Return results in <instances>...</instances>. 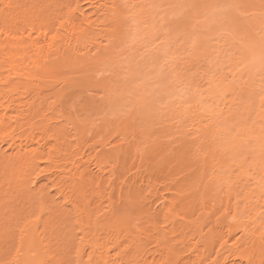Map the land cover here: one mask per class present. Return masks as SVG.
<instances>
[{"label":"rangeland","instance_id":"1","mask_svg":"<svg viewBox=\"0 0 264 264\" xmlns=\"http://www.w3.org/2000/svg\"><path fill=\"white\" fill-rule=\"evenodd\" d=\"M65 1L23 0L13 18H20V21L40 19L57 12ZM73 1L79 2L83 10L88 9L89 0ZM144 1L148 0L142 1L144 5L137 7L132 18V4L122 6L125 11L122 24L129 30L127 41L110 55L108 60L111 62L108 61L104 70L90 73L98 76L88 75L92 86L81 85L80 79L85 74L69 69L45 77H28L23 83L32 89L27 94L15 96L22 109L29 111L20 121L25 124V131L15 134L18 143L32 147L26 139L33 138L34 145L40 139L48 140V148L57 147L62 152L60 156L67 155L66 161L61 157L64 162L56 160L62 166L61 172L71 169L74 174L87 168L90 174L99 176L103 181L101 187L89 185L83 193L86 200L83 206L88 202L90 210L85 216L93 218L99 211L102 214L110 203H114V209L122 219L113 220L105 229L94 227L99 220H63L58 214L50 216L47 211L42 220H33L37 213H31L30 220H0V234L15 230L9 241H0V248L6 247L0 257L1 263H11L12 249L17 244L16 226L29 222L40 234L47 256L42 264H48L51 255H57L56 259H59L63 250L68 252L65 264H74L73 246L81 241L86 254L92 250L96 252L95 264H104L101 261L106 256L110 260L107 264L171 263L176 256L188 255L187 252L192 253L188 256L190 261L180 264H212L218 250L216 238L220 236L227 241V246H231L240 240L244 231L250 237L253 234V244L238 243L236 247L239 252L249 250L246 255L250 257L233 259L224 251L216 264H264V247L258 252V243L254 242L261 238L264 244V194L246 197V182L235 180L239 170L233 167L232 172H227L221 167L224 164L220 166L222 150L228 147L233 150L229 153L232 160L245 159V171L259 175V178L264 174V0ZM241 48L245 53L243 60H239V68L244 65L248 76L232 78L234 59ZM207 73L208 77L226 76L220 87L222 92L227 88L223 92H226L223 95L226 100L217 97L218 101L213 104L212 99H204L208 98L203 80ZM73 78L72 83L77 81V84L69 91L64 80ZM104 81L108 87L102 84ZM202 88L204 90L199 91ZM59 90H63L65 96L62 94L61 100L54 103L60 97L55 95ZM65 90H68L67 96ZM227 99L236 102L233 106L227 102L233 108L229 112L232 118L227 123L228 136L221 134L219 140L218 136L214 137L215 126L208 125L215 117L210 120L207 116H195L193 111L204 106L215 116L219 110H228L224 107ZM207 119L211 122L208 120L210 123H207ZM73 124L78 126L73 127ZM55 126L57 130L62 129L60 137L55 135ZM202 127L204 132L196 135ZM241 129H244L242 133ZM247 132L252 138L246 135ZM212 137H217L220 143L213 146ZM41 145L45 147L46 144ZM10 148L7 143L1 144L6 155L12 154ZM100 152L107 153L109 160L97 167L94 158ZM70 162L74 163V168ZM26 165L27 162L24 167ZM49 166L44 161L31 165L37 170ZM61 172L54 171L55 176H52L53 172L42 176L31 192L46 194L45 200L51 211L65 207L64 197L56 195L55 187H51L53 181L62 177ZM5 173L0 169V194L9 195L1 197V202L6 204L14 199L16 204L24 205L28 202L27 195L22 192L24 188L7 184ZM242 183L246 187L241 188ZM77 184L80 185L78 180ZM204 187L208 192L200 204ZM74 193L67 195L73 200L77 198ZM208 193L214 196L209 197ZM161 196L170 202L166 209L156 202ZM191 196V207L183 209L181 204H186L183 200ZM151 207L156 213L150 210ZM149 210L153 215L143 214ZM137 247H140V254L133 253ZM86 259L85 256L84 261Z\"/></svg>","mask_w":264,"mask_h":264},{"label":"bare ground","instance_id":"2","mask_svg":"<svg viewBox=\"0 0 264 264\" xmlns=\"http://www.w3.org/2000/svg\"><path fill=\"white\" fill-rule=\"evenodd\" d=\"M22 1L23 0H9L7 2L6 0H0V5H1L0 7V112H1L0 113V169L2 170L4 169L6 171V173L4 174V181H6L7 184L13 185L16 188H20V187L24 188L22 189V192L25 196L27 195L28 202L22 205V204H16L14 202V199H10V201L9 202L6 201L5 204L4 202L3 203L1 202L3 201L1 197L4 198L6 196L8 197L9 194L6 193V196L0 194V220H30L28 219V217H31V213H37V218L33 220H42L43 214H45L47 211V214L49 213L50 216H53L54 214H58L59 217L61 218L63 217V220H99L98 222L93 224L94 227L99 226L102 229H105L108 226H110V222H112L113 220L122 219L120 215L118 216V212H116L114 209L115 204L113 203L114 204L113 205L112 203H110L106 208L107 210L103 211L102 214H100L101 211H99L98 209L101 208L100 207L101 205L100 204L97 205V208L96 207L95 208L98 209L99 215H96L93 218L85 216L90 211L88 210L87 207L88 202L86 206H83V203L86 202L83 196L86 187H88L89 185H95L96 187L99 188L103 183L102 179L99 176L90 174V172L86 170L87 168L83 170L80 169L79 171L76 172L77 174L76 173L72 174L71 169L69 171H67L66 169V172H61L62 166H60V164L58 165L57 164L58 162L56 160L61 159V161H59V163H61L63 161L61 157H65L64 161H66L67 155L61 154L62 156H60V153L62 152H60V150L57 147L50 148L49 146L50 148L49 149L48 140L45 141L44 139H40L39 143H37V145H34L33 138L26 139L27 144H30L31 146L33 145L32 147H23L22 143H18L19 138H17L15 134L25 131L24 129L25 124L22 123L20 124V121L23 120L24 114L28 115L29 111L22 109V106L18 102H16L15 96L24 93L27 94L32 89V88H27L28 86L25 85V83H23V81L25 82L28 77L30 78L31 77L37 78L39 76L45 77V76L53 75L56 72H64L65 70L68 71L69 69H71V72L72 71L79 72V74L80 72H82L83 74H85L82 75L83 78L80 79V81H83L81 82V85L82 83H84V85L91 84L92 86V79L88 80L87 78L88 75L90 73H95V72L100 73L102 70H104L102 68H104L108 63V61H110L108 60L110 55L115 51V49L118 46H121L123 43H125V41H127L126 35L129 33V30L127 29V27L125 28V25L122 24L123 21L122 19L124 17L123 15L125 14V11L122 9V6L124 5L130 6V4H132L131 5L132 6L131 13L133 14L131 16L132 18L135 17L134 14L137 13V7L139 5L142 6L143 0H131V2H127V3L124 2L126 0H99L96 2H94L95 0H89L88 1L89 3L87 2L88 3V9H86L88 10L87 12L86 10H83L84 7L79 5V2H74L73 0H67L65 1V4L62 5L61 8L54 14L48 16L43 15L42 18L40 19H33V20L24 19L23 21H20L21 20L20 18L16 20L13 18V16L15 13H17L20 10V4ZM149 1L150 0L144 2H149ZM121 2H123V5H121ZM142 13L143 12H141L140 14ZM256 26L255 29H257ZM248 49H250V47ZM237 53L238 54L234 59L235 61L232 69V78L242 79L248 76L247 71H245L246 67L243 64L242 65L245 68H243V66L242 68H239V65L241 64L240 61L243 60V56L245 52L241 48ZM89 76L95 78L96 76H98V74L95 77L93 76V74H90ZM220 77L217 78V76L215 77L214 75L208 77V73H207V75L203 79L204 81H206V88H205L206 90L204 92H207V97H208L204 99H209V101L210 99H212V101L210 102H214L213 104H215V101H218V99L220 100L221 98L222 99L225 98L226 100V96H224L223 98V95L226 92L225 93L223 92L224 90L226 91L227 88H225L223 92H222V88H220L222 87L221 85L224 83L225 81L224 78L226 76L225 77L222 76L221 78ZM64 81L66 82L65 84L69 88V91H71V89L74 88L71 87L75 86V83L77 82L76 81L74 84L72 83L73 81H75V79L74 80L66 79ZM107 81L109 82V79ZM94 82L95 81H93V83ZM97 84L98 83H96V85ZM102 84H104L105 87H108V83H106V81H104V83ZM226 87H228V85ZM201 90L204 89L203 88L199 89V91ZM62 91L63 90H59V92L55 94L57 97L58 96L60 97H58L57 101H54V103H57L61 100V95L65 94V92L63 93ZM65 91H67L66 92V96H67L68 90ZM220 94H222L221 97ZM232 100L233 99H231V101L230 100L226 101V106L224 107L228 109L227 111H224L223 109L222 110L223 112L219 110L221 113L219 111L216 112V114L220 113L218 116L216 114L215 116H213L214 113L211 114V111H209L208 107L206 109L204 108V106H202L201 108L200 105H198L200 108H197L196 106L197 110L193 109L194 110L193 112L196 113V114L194 113L195 116L196 115L197 116L202 115L205 117L207 116L209 117L210 120H212L215 117L214 122L213 120L211 122L209 119L205 121L207 123L211 122V124L208 125H211L213 127L215 126L216 131L214 132L215 134L214 137L218 136L219 140L220 137L222 136L221 134H225L228 136L227 123L230 120V117L232 118V115L229 112H231V110L233 109L230 106H233V104L235 105L236 102V101L232 102ZM227 102L229 103L231 102L230 106L227 105L229 104ZM187 112L188 111H186V113ZM227 114L230 115L228 116ZM225 116L226 118H224ZM220 118L222 119L221 121L219 120ZM43 122L44 121L42 120V123ZM44 123L46 124V122ZM73 125H72L73 127L78 126V124L76 125L73 124ZM203 127L196 132V135L199 136L200 133L204 132ZM53 129H56V126ZM244 129L243 130L241 129L240 133H242ZM44 130L45 127L43 131ZM76 130H78V128ZM115 132L117 133L116 130ZM61 133H62V129L61 130L56 129L55 131L56 137L57 136L60 137L63 134ZM250 134H252V132H250ZM246 135L249 138H252L251 135H248V132ZM246 135L245 137H247ZM260 135H262V133H260ZM255 138L256 137H254V139ZM212 139H214L212 142L214 144L213 146H215V144H217L219 141L217 137L216 138L212 137ZM215 139H217L216 143H215ZM55 141L57 142V139ZM231 141L233 142L234 140L232 139ZM3 143H7L8 145H10V147L12 148V154L6 155L2 152L1 144ZM42 143L46 144L45 147L44 145H41ZM215 148L218 149L217 146ZM230 149L231 148L226 147L224 150H222L223 153L221 154L223 156L220 155V157H222L221 158L222 160L220 159L221 160L220 166L224 164L221 167L225 168L227 172L228 171L232 172L231 169L233 167H236L239 170V174L237 176V179L235 180L238 182H246L247 187L243 183L241 185V188L244 187L248 188V191L246 192V197L251 198V195L255 193L258 197H260V195H263L264 174L261 175L259 178L258 177L259 175L253 176V174L245 171L244 169L246 168L247 165V163H245L246 162L245 159L232 160V158H230L229 156V153L231 151L233 152V150ZM100 153L101 154H96L95 155L96 157L94 156L95 157L94 163L96 162L95 163L96 166L97 165L102 166L103 164L105 165L106 163H108L107 161L109 160L108 159L109 155L107 153L105 152L104 153L100 152ZM233 158L235 157L233 156ZM90 160H92V158ZM36 161L39 162L44 161V163L50 164V166L42 170H37V168L31 167V165ZM25 162H27L28 165L24 167ZM84 163L83 165L85 167L86 165ZM10 164L11 166L7 169V166H9ZM71 166L74 168L75 167L74 163H71ZM54 171L56 172L59 171L63 174L62 177L59 176L58 181H53L52 183L51 182L50 183L52 184L51 186L52 188L55 187L54 189H56L55 190L56 195H58L59 197H64L65 207H61V208L59 207L55 211H51V207L47 206V202L45 200L47 197L46 194L44 195L40 194L41 191H39L38 193L36 192L31 193V192L34 190L33 188H35L34 186L36 185L37 181H39L38 179H40L42 176L44 177L47 174H52V172H53L52 176H55ZM75 176H78V178L75 179ZM231 178L234 179V177L232 176ZM77 180L80 182V185L77 184ZM207 186L205 185L206 188ZM239 186H237V188H239ZM252 186L254 187L251 188ZM205 187L202 189V194H200L201 195L199 199L200 204H203L204 198L207 195L206 193L208 192V189L206 190L207 192L205 191ZM169 190L172 191L175 189L170 188ZM68 192L69 193L75 192L74 194L77 196V198L72 200L70 197H68L67 195ZM17 194H19L18 191ZM213 196L209 194V197H213ZM190 198L191 200H189ZM189 201L192 202V196L189 198L187 197V199L183 200V202H185L186 204L184 205L182 203L181 207L183 209L191 207L189 206L191 203V202L189 203ZM156 202L161 203V205L163 206L162 209L164 208L166 209L170 203L167 202L164 196H161ZM152 209L153 208L151 207L150 210L156 213V210L154 211ZM150 210L144 211L143 214L147 213L148 215L149 214L153 215V213H151ZM11 232L15 234L14 229L10 232L7 231V233L0 234V241H2V239H4L5 241H9L12 238ZM16 232H17V244H15L14 249H12L14 254L11 258V263L8 264H42L44 260H46L47 256L44 253V247L42 246V242L40 240V234L38 233L37 229L30 226L29 222H24L22 223V225L16 226ZM252 239H253V234L250 237L249 234L244 231L240 240L236 241L234 245L227 246L228 245L227 241L226 240L224 241L223 238H220V236H218V238H216V241L214 240L217 243L218 250L215 251L214 253L215 256L213 257L212 264H216L218 262L219 260L218 257L220 256V253L224 251H227L228 257H234L233 259H237V258H239L240 260L248 259L250 255H246V254L249 250H244L242 252H239L238 247H236V245L238 243H243V245H247L251 243L253 244ZM254 242L258 243L257 245L259 247L257 251L259 252L261 248L264 247V244L261 243V238H258V240H254ZM116 245H118V243H116L115 246ZM184 245L186 246V244ZM5 249L6 247L4 246L0 248V257H2V255L5 253ZM73 249L75 250L74 259L72 258L74 264H95L94 259L96 257V252L92 250L90 251V253L86 254L83 248L82 241L77 245L73 246ZM139 249L140 247H137V249H135L133 253L140 254L141 250ZM65 253L66 250H63L60 253L59 259H56L57 255L48 256L50 260L48 264H65L66 260L68 259V252L66 254ZM187 254L188 255L186 256H184L183 254L180 256H176L174 258V261H172L171 263H162V264H180L181 261H190L189 257L191 256L192 253L187 252ZM85 256L87 257L86 261H84ZM1 261L2 260L0 259V264H7V263H1ZM101 262H103L104 264L109 263L110 262L109 256H106ZM111 264H115V263H111Z\"/></svg>","mask_w":264,"mask_h":264}]
</instances>
